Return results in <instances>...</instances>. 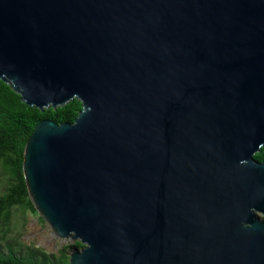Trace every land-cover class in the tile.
I'll use <instances>...</instances> for the list:
<instances>
[{"label":"water","instance_id":"95a60500","mask_svg":"<svg viewBox=\"0 0 264 264\" xmlns=\"http://www.w3.org/2000/svg\"><path fill=\"white\" fill-rule=\"evenodd\" d=\"M0 80L69 264H264V0H0Z\"/></svg>","mask_w":264,"mask_h":264},{"label":"trees","instance_id":"16d2710c","mask_svg":"<svg viewBox=\"0 0 264 264\" xmlns=\"http://www.w3.org/2000/svg\"><path fill=\"white\" fill-rule=\"evenodd\" d=\"M82 105L74 99L63 107L41 111L28 106L20 95L0 80V176L5 181L0 191V226L4 234L11 231L10 223L16 211H30L37 214L26 187L23 175L24 148L35 126L44 119L58 124L73 122L81 111ZM264 162V147L254 155ZM43 221V219H41ZM81 249L83 245L76 241L64 246L58 256L49 254L41 248L27 249L19 253L12 247L7 252L0 251V264H69V248Z\"/></svg>","mask_w":264,"mask_h":264},{"label":"rangeland","instance_id":"374dc122","mask_svg":"<svg viewBox=\"0 0 264 264\" xmlns=\"http://www.w3.org/2000/svg\"><path fill=\"white\" fill-rule=\"evenodd\" d=\"M0 176V191L4 187L5 181ZM40 215L30 211H16L10 223L11 231L4 234L0 226V251L7 252L10 247L19 253H24L27 249L41 248L47 253L57 255L59 251L67 245H73L75 241L67 238L62 239L56 236L48 223ZM75 247L69 248L70 254Z\"/></svg>","mask_w":264,"mask_h":264}]
</instances>
